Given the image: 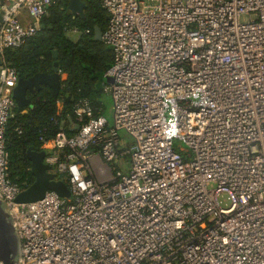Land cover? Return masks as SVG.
Returning <instances> with one entry per match:
<instances>
[{
  "label": "built area",
  "instance_id": "1",
  "mask_svg": "<svg viewBox=\"0 0 264 264\" xmlns=\"http://www.w3.org/2000/svg\"><path fill=\"white\" fill-rule=\"evenodd\" d=\"M55 1L0 0V200L18 264H264V0H101L114 123L79 100L71 134L40 137L70 197L19 203L6 148L19 76L4 54ZM121 157L128 172L95 164Z\"/></svg>",
  "mask_w": 264,
  "mask_h": 264
},
{
  "label": "trees",
  "instance_id": "2",
  "mask_svg": "<svg viewBox=\"0 0 264 264\" xmlns=\"http://www.w3.org/2000/svg\"><path fill=\"white\" fill-rule=\"evenodd\" d=\"M84 16L68 13V0H56L49 13L42 19L43 27L20 48L5 51V60L16 70L19 77H29L37 72H52L59 63L66 75L60 92L55 95L48 86L32 95V107L26 113L15 108L6 132V148L9 152V174L21 189L34 180L31 161L27 157L30 146L42 147L40 137L52 138L62 127L68 133L70 118L74 119V106L79 100H87L96 114H104L102 91L105 74L113 63V50L103 39L95 38V27L105 31L108 13L101 0H85ZM79 36L72 38L70 30ZM57 51V56L54 55ZM62 104L58 113L57 104ZM22 128L19 133L17 128ZM59 179L66 181L64 175Z\"/></svg>",
  "mask_w": 264,
  "mask_h": 264
},
{
  "label": "water",
  "instance_id": "3",
  "mask_svg": "<svg viewBox=\"0 0 264 264\" xmlns=\"http://www.w3.org/2000/svg\"><path fill=\"white\" fill-rule=\"evenodd\" d=\"M84 0H68V13L84 16ZM5 13L0 10V27L4 21ZM103 32L100 27H95V38L102 39ZM57 56V51H54ZM1 64V58H0ZM59 63L55 62L52 72H37L29 77H19L14 88V99L18 111L26 113L28 107L32 106V95H36L44 86L51 88L55 95L61 90L63 79L61 78ZM112 81L111 77L106 78ZM70 121L73 120L70 118ZM79 125L75 126L78 129ZM46 151L35 146H30L27 150V157L31 161V172L34 175L33 182L21 190L16 197L19 203L32 202L44 197L47 191L56 192L61 198L70 197L71 192L68 184L59 179L52 171V166L46 159ZM20 256V241L15 229L13 219L0 200V260L3 264H18Z\"/></svg>",
  "mask_w": 264,
  "mask_h": 264
},
{
  "label": "rangeland",
  "instance_id": "4",
  "mask_svg": "<svg viewBox=\"0 0 264 264\" xmlns=\"http://www.w3.org/2000/svg\"><path fill=\"white\" fill-rule=\"evenodd\" d=\"M69 35L72 38H76L79 36V33H74V32H69ZM98 88L100 91H102V102L104 105V115L107 117L109 120V123L112 125L114 123V102L113 98L110 94L105 93L103 91L102 83L100 82L98 84ZM119 134L121 139L124 141L125 145L130 146L135 142L134 137L126 130V129H120ZM182 145V144H181ZM129 159L128 157H121L120 159L114 160L110 165L105 164L104 160H101L99 158H95V164L98 169H100L103 172V176L106 177L108 176L107 171L109 170L108 168L111 167L113 168V173L114 174H120V173H125L129 171ZM116 166V167H114ZM94 168V167H93ZM109 173V171H108ZM216 183L215 182H210L208 184L209 188H215ZM218 202L221 206L227 207L231 204V197L228 193L222 192L218 195L217 197Z\"/></svg>",
  "mask_w": 264,
  "mask_h": 264
},
{
  "label": "crops",
  "instance_id": "5",
  "mask_svg": "<svg viewBox=\"0 0 264 264\" xmlns=\"http://www.w3.org/2000/svg\"><path fill=\"white\" fill-rule=\"evenodd\" d=\"M25 19H28V17L26 16ZM65 77H66V75L63 73L62 76H61V78H62V79H65ZM31 107H32V106H31ZM57 107H58V113H60V112H61V109H62V104H61V103H58V104H57ZM29 108H30V107H29ZM14 114H15V112H14ZM72 120H73V119H72ZM70 122H71V121H69V123H70ZM41 150H45V149H44V146L41 147ZM45 151H47V150H45Z\"/></svg>",
  "mask_w": 264,
  "mask_h": 264
}]
</instances>
